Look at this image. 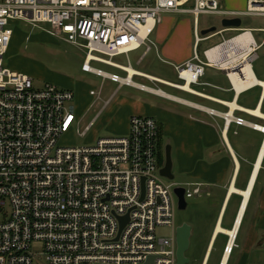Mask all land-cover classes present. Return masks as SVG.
<instances>
[{
    "label": "built area",
    "instance_id": "built-area-1",
    "mask_svg": "<svg viewBox=\"0 0 264 264\" xmlns=\"http://www.w3.org/2000/svg\"><path fill=\"white\" fill-rule=\"evenodd\" d=\"M163 14L194 17L192 57L173 66L182 83L142 74L131 81L140 76L187 91L186 85L202 84L207 68L221 71L235 90L231 75L247 80L244 62L252 67L260 49L253 38L232 54L213 57L209 52L227 48L239 36L252 37V31L223 37L201 56V43L234 29L200 36L199 17H264V0H246L243 11L226 8L222 0H0V264H177L179 186L161 175L165 157L163 163L157 121L134 115L126 136L63 145L69 133L85 138L94 126L81 129L74 92L50 83L36 88L31 76L5 66L13 22L48 24L52 36L85 51L84 72L137 86L129 80L130 64L114 60L157 49L153 34ZM92 63L125 76L94 69ZM90 95L99 99L95 90ZM226 120L247 124L232 114ZM199 193V188L186 190V201ZM163 227L172 230L170 237L157 233ZM231 251L228 246L226 253Z\"/></svg>",
    "mask_w": 264,
    "mask_h": 264
},
{
    "label": "crops",
    "instance_id": "crops-1",
    "mask_svg": "<svg viewBox=\"0 0 264 264\" xmlns=\"http://www.w3.org/2000/svg\"><path fill=\"white\" fill-rule=\"evenodd\" d=\"M230 4L232 7L224 6L235 11H243L246 8V0H239L236 4L230 2ZM258 18L264 20V17ZM167 20L154 40L157 49L154 48L147 53L144 49L143 54L136 61L137 66H142L145 58L152 51H155L159 57L162 52L166 57L163 61L169 63L173 69L174 65L183 64L191 59L195 48L191 35L189 36L182 22L172 23L171 18ZM224 29H234L224 33L239 34L241 29L252 31V38L260 45V49L251 69L262 84H255L238 93L227 77L215 68H210L213 71L209 73L206 69V74L201 79L202 84L195 85L196 88L191 87L195 92L165 85L181 91L184 96L134 81L137 86L132 88L146 92L148 95L161 97L166 101L164 103L156 99L151 100L143 94H121L124 85L118 84V90L109 92L107 98L103 96L102 88L95 90L94 87H88L89 97L95 100V97L90 95V92L95 90L99 93V100L102 103L100 111L94 109V116L86 124H84V115L91 111L81 113V129L91 122H96L103 110L104 112L108 110L109 116L115 115L113 120L108 122L116 136H126L129 133L132 116L153 117L158 123L161 136L173 146L171 149L175 155L173 167L182 184L177 185L189 192L199 188L200 193L190 199L198 198L199 201L202 197V202L198 203L206 208L209 204L213 205V211L208 212L205 219L186 222L191 227L190 248L186 252V257L190 261L187 264H264V131L258 128V126L264 128V117L251 113L259 110L264 116V26L243 28L241 24L240 28L224 27L221 30ZM255 32L260 35L256 37ZM125 58L128 65L119 63L120 65L130 64V68L138 74L174 84L133 68L130 55ZM259 60L263 62V66L256 69L254 64ZM138 78L146 79L140 76ZM141 85L152 90L157 89L162 94L142 90L138 87ZM93 101L90 106L93 105ZM231 103H236L238 108H231ZM227 114L242 118L247 124L237 125L233 120L228 125ZM85 120L88 119L85 117ZM259 162L260 168L253 180ZM232 188L237 191H232ZM244 192H249L247 198ZM219 227L222 230H219ZM231 233H235L234 236ZM228 246L232 248L230 253H226Z\"/></svg>",
    "mask_w": 264,
    "mask_h": 264
},
{
    "label": "rangeland",
    "instance_id": "rangeland-1",
    "mask_svg": "<svg viewBox=\"0 0 264 264\" xmlns=\"http://www.w3.org/2000/svg\"><path fill=\"white\" fill-rule=\"evenodd\" d=\"M225 6H231L230 2L234 4L238 3L239 0H222ZM171 18V22L176 21L182 22L183 26H185L189 36L192 37V42L195 43V33H194V17L191 14H182V15H171V14H163L162 22L156 27L153 39L156 40L157 33L159 29L168 22L167 19ZM242 19V27L243 28H256L264 26L263 18L258 17H243ZM223 18L218 15H201L199 17V35L204 36L202 32L204 30L210 29L212 27H216V31L223 29L222 25ZM12 29L14 31V35L12 38V42L10 44L9 51L5 57V66L9 67L12 71L21 72L28 74L34 79V85L36 88L44 87L47 83L53 84L60 89L71 90L74 92L75 97L72 104L75 106L76 113L79 117H81V113L84 111L90 112L84 115V124L88 123V121L94 116L96 111H100L102 101L95 97V100L91 99L88 95V90L93 88L95 90H99L102 88L103 96L106 98L109 96V92L116 91L119 88L117 83L111 82L109 79H104L102 77L96 76L95 74L86 73L82 70V66L85 60V51H83L80 47L70 44L63 39H60L56 36H52L49 31H51V26L48 24H39L37 27H32L26 25L25 23L18 21L12 23ZM237 32H227L223 34L224 38L232 37L237 35ZM256 37H258L257 32H255ZM29 36V39H27ZM222 35H217L214 38L203 42L198 47V52L201 56H203V52L218 44L222 41ZM144 49L133 52L130 54L131 64L133 68H138L142 71H145L151 75L163 78L165 80L171 81L173 83H182L178 78L177 74L174 72V69L169 65V63H165L163 60L166 59L165 55L160 52L159 57L155 51H152L143 62L142 66H137V59L143 54ZM117 63L128 65V61L124 56L117 57L114 60ZM255 68L263 66V62L261 60L255 62ZM91 67L94 69L102 70L106 73H116L120 76L124 77L125 73L115 70L113 68L98 64L92 63ZM213 69L207 68V73L212 72ZM224 78V77H223ZM135 82L143 83L148 86H152L155 88H161L167 92L174 93L179 96H184L181 91L171 89L168 86L161 84H152L146 79L143 78H134ZM72 86L69 88V86ZM196 88V86H193ZM157 90V89H156ZM123 93H136L147 95L151 100H155L164 103L166 102L161 97H156L146 92H141L138 89L132 88L130 86H125L121 94ZM93 101V105H91ZM92 108V109H91ZM91 109V110H90ZM108 110L101 113L100 118L94 122V126L91 132L87 135V137L83 138L75 133H69L63 139V145L67 146H85L88 144H95L100 138H109L116 136V133L111 131L109 120H113L114 114L107 115ZM85 117L88 120H85ZM162 137V136H161ZM167 140L162 137V147L160 150V154L162 156L161 161L164 163L165 157V145H170L171 149L173 148L172 144H167ZM165 144V145H164ZM247 148V147H246ZM172 161L174 164L175 155L174 152L171 151ZM173 173L175 175L174 182L178 185L181 184V179L179 178L175 168L173 167ZM197 199H188V207L186 210L176 209L175 221L176 225H182L188 221H193L194 219H205L208 215V212L211 213L213 211V205H207V208L203 206L202 197ZM208 201H213L211 199H206ZM208 203V202H207ZM157 233L160 236L170 237L172 234V230L167 227H163L157 230ZM206 239V236L204 237ZM35 264H42L37 262Z\"/></svg>",
    "mask_w": 264,
    "mask_h": 264
},
{
    "label": "water",
    "instance_id": "water-1",
    "mask_svg": "<svg viewBox=\"0 0 264 264\" xmlns=\"http://www.w3.org/2000/svg\"><path fill=\"white\" fill-rule=\"evenodd\" d=\"M242 24L241 19H224L222 25L225 28H240ZM216 27L204 30L202 34L204 36L216 32ZM161 175L168 178L169 180H174L175 175L173 173V161L171 154V146L167 145L165 148V165L161 169ZM175 193L179 198V210H186L188 203L185 199L186 189L184 187H177ZM125 224L122 220V226ZM190 236H191V227L184 223L180 226H177L176 229V239H177V264H187L189 259L186 257V252L190 248ZM152 259V258H151Z\"/></svg>",
    "mask_w": 264,
    "mask_h": 264
},
{
    "label": "bare ground",
    "instance_id": "bare-ground-1",
    "mask_svg": "<svg viewBox=\"0 0 264 264\" xmlns=\"http://www.w3.org/2000/svg\"><path fill=\"white\" fill-rule=\"evenodd\" d=\"M252 40L253 39H252V37L250 35H242V36H239V37L235 38L234 41L227 48H225V49H222V48L214 49L211 52H209V55L215 57L217 54H219V56H216V57H221L223 55H226L227 53L232 54V50L233 49H236L237 47H239V48L240 47H246ZM248 62L249 61L246 60L244 62V65H243V72H244V74H245V76L247 78L246 81H242L237 75H231V77L233 79V83H234L235 88H236V91L238 93H240L241 91L246 90V89L254 86L255 84H260L261 83V82H259L256 79V77H255V75H254V73H253V71L251 69L252 67L250 66V64ZM127 69H128V71L130 73L129 80L132 78V76L134 74H138L132 68L127 67ZM142 75H144V74H142ZM146 76H148V75H146ZM149 77L155 78V77H152V76H149ZM157 80L162 81L161 79H157ZM131 82H133V81H131ZM144 89L145 90H149V91H153L154 93H157V94H162V92H160L158 90H152V89L146 88V87ZM183 89H186L187 91L195 92V91H193V89L189 85L184 86ZM231 108H238V105H236V103H231ZM251 113L254 114V115H257V116L264 117L259 112V110H254ZM254 128L256 129V126ZM258 128L260 130L264 131V128L259 127V126H258ZM259 168H260V162L258 163V165L256 167V172L254 173L253 180L256 178V174L258 173ZM232 191H237V189L232 188ZM244 195L247 198L248 195H249V192H244ZM219 230H222V229L219 227ZM231 234L234 236L235 233H231Z\"/></svg>",
    "mask_w": 264,
    "mask_h": 264
},
{
    "label": "trees",
    "instance_id": "trees-1",
    "mask_svg": "<svg viewBox=\"0 0 264 264\" xmlns=\"http://www.w3.org/2000/svg\"><path fill=\"white\" fill-rule=\"evenodd\" d=\"M160 140H161V143H162V137H161V132H160Z\"/></svg>",
    "mask_w": 264,
    "mask_h": 264
}]
</instances>
